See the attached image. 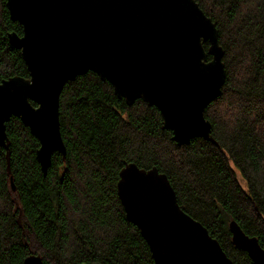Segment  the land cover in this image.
Here are the masks:
<instances>
[{
  "label": "trees",
  "instance_id": "trees-1",
  "mask_svg": "<svg viewBox=\"0 0 264 264\" xmlns=\"http://www.w3.org/2000/svg\"><path fill=\"white\" fill-rule=\"evenodd\" d=\"M196 2L215 23L225 53L222 95L205 111L215 142L197 138L178 146L158 108L142 99L129 106L94 72L78 76L60 98L66 158L55 153L46 175L36 137L16 117L7 123L9 163L0 146V264H24L31 254L44 264H154L117 193L126 163L165 173L180 207L233 262L253 264L233 245L229 224L236 221L264 248V0ZM11 33L21 36L23 27L0 0V83L29 77Z\"/></svg>",
  "mask_w": 264,
  "mask_h": 264
},
{
  "label": "water",
  "instance_id": "water-1",
  "mask_svg": "<svg viewBox=\"0 0 264 264\" xmlns=\"http://www.w3.org/2000/svg\"><path fill=\"white\" fill-rule=\"evenodd\" d=\"M6 6L23 27L22 35L11 33L9 41L29 71L28 78L0 83V146L8 163L12 117L39 140L36 157L45 175L55 153L66 158L61 94L88 72L108 81L129 106L142 99L158 108L178 146L197 138L215 142L205 111L222 95L225 53L215 23L196 0H6ZM117 193L154 264H235L209 230L180 207L168 176L157 167L126 163ZM229 228L233 245L253 264H264L258 238L236 221ZM24 264L44 260L31 254Z\"/></svg>",
  "mask_w": 264,
  "mask_h": 264
},
{
  "label": "bare ground",
  "instance_id": "bare-ground-1",
  "mask_svg": "<svg viewBox=\"0 0 264 264\" xmlns=\"http://www.w3.org/2000/svg\"><path fill=\"white\" fill-rule=\"evenodd\" d=\"M37 139V138H36ZM38 140V139H37ZM39 141V140H38ZM40 143V142H39ZM42 170V169H41ZM43 172V171H42ZM44 174V173H43ZM45 175V174H44ZM11 182H12V179H11ZM13 182H12V188H13ZM15 187V186H14ZM15 190H16V188H15ZM15 190H13V191H15Z\"/></svg>",
  "mask_w": 264,
  "mask_h": 264
}]
</instances>
